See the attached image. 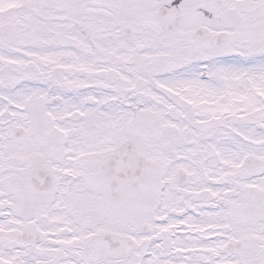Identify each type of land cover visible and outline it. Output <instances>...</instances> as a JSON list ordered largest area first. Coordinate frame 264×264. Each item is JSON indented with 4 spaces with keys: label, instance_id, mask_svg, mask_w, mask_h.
Wrapping results in <instances>:
<instances>
[{
    "label": "snow or ice",
    "instance_id": "snow-or-ice-1",
    "mask_svg": "<svg viewBox=\"0 0 264 264\" xmlns=\"http://www.w3.org/2000/svg\"><path fill=\"white\" fill-rule=\"evenodd\" d=\"M0 264H264V0H0Z\"/></svg>",
    "mask_w": 264,
    "mask_h": 264
}]
</instances>
